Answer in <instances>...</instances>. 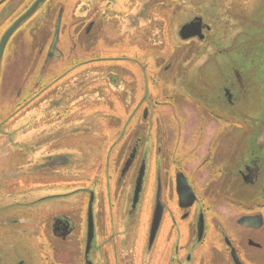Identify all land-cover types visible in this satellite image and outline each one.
<instances>
[{
    "label": "flooded vegetation",
    "instance_id": "1",
    "mask_svg": "<svg viewBox=\"0 0 264 264\" xmlns=\"http://www.w3.org/2000/svg\"><path fill=\"white\" fill-rule=\"evenodd\" d=\"M36 1L0 0V43ZM69 1L41 3L11 34L2 53L0 83L13 41L35 49L40 67L29 98L0 124V156L14 155L13 147L26 149L21 165L0 170V178L7 176L6 186H0V244L16 247L30 236L33 241L28 245L41 256L33 261L11 257L0 263H45L43 246L36 241L47 221L54 240L79 236V264H264V110L255 111L257 117L246 116L253 111L251 94L264 82L261 5L250 7L243 0H173V14L185 6L193 10L169 27L163 13L153 15L154 7L166 9L165 0H136L138 7L125 19L145 43L152 41L150 26L162 21L166 29L161 37L167 47L200 50V55L209 50L208 60L219 53L222 59L213 66L217 72L205 78L195 74L194 85L183 80L170 84L166 101L173 107L179 101L191 105L190 111L177 115V121L192 123L188 129L186 123L169 124L167 134L159 120L153 123L158 94L146 84L141 95H129L116 75L102 76L92 65L102 60L139 65L138 59L87 57L89 46L101 41L103 27L118 22L99 24L87 17L94 9L91 4L84 5V0L66 8ZM26 3L24 10L16 11ZM251 12L255 18L240 19ZM69 23L71 30H78L79 43L75 40L73 48L64 51L62 29ZM34 24L37 27L30 32ZM79 44L81 56L73 51ZM72 55L79 60L65 67L61 59ZM174 63L169 60L166 69ZM28 79L31 83L30 75ZM93 80L119 83L120 98L135 102L129 120L138 116L140 123L149 125L147 132L142 127L121 136L118 131L110 145L93 154L101 141L99 131L92 132L91 126L81 132L80 123H70L72 118L62 115L64 100L72 97L69 87L74 86V93L82 88L87 92ZM146 102L150 104L145 106ZM19 111H24L20 124L13 120ZM6 123L9 130L3 129ZM99 123L97 119L95 126ZM107 153L111 155L103 163Z\"/></svg>",
    "mask_w": 264,
    "mask_h": 264
},
{
    "label": "rangeland",
    "instance_id": "2",
    "mask_svg": "<svg viewBox=\"0 0 264 264\" xmlns=\"http://www.w3.org/2000/svg\"><path fill=\"white\" fill-rule=\"evenodd\" d=\"M82 1L84 0H71L68 4L66 3L67 5H64L66 6V8H68V6L78 5ZM122 1L123 3L121 4V6L119 5V0H99L95 2H92V0H85V3H83L84 5L91 4L92 7H94L93 10L88 12L87 17H89V19H96L99 24L101 21L105 20L118 22L116 24L103 27L104 34L101 38V41L98 44L91 45V47L89 46L87 57H90L91 55H93L92 57H95L96 55H98L101 57L104 56L113 59L115 56H118L119 58L123 59L124 55L127 56L128 60H130L131 58L138 59V61L140 62L139 65H136L137 62H130L126 60H102V62L92 63V65L97 66L96 71L102 74V76L103 72H112L113 75H116V79H119V81L123 83L124 87L126 86V91L129 95H141V93L143 92V86H146V84L151 88L152 94H154L155 96L158 94V96L156 97V101H159V104L155 107L157 119L154 118L153 123L158 124L157 120H159V125L161 124L160 126L165 128V130H163L165 131V133L169 134L168 132H166L169 130V124L177 126V124L186 123V129H188L192 121H177V115L182 113V111L184 112V110H186L187 112L190 111L191 105H185L181 103V101H179L177 102L175 107H173L170 102L166 101L168 93H170L171 91L170 84L172 82H177V84L179 85L183 80L185 83H187L188 85L190 84L191 86L192 83L194 85V81L196 79L194 77L195 74L201 75L203 78H205L207 74L217 72L218 70L216 71V68L213 66L216 61L219 64L221 63L222 59H219L220 53L217 54L216 57L213 56L208 60V54L210 53L209 50L207 54L204 53L203 55H200V50L192 51L188 48H179L178 50H174L171 47H167L166 41H164V38L161 37L164 36L162 34V31L166 29V26H163L162 21L156 22L155 25L150 26L149 34L152 37V41H147V43H145L143 39L141 40L142 36L140 35V33H138L137 29L132 31L131 28H129L130 26L126 23L125 19V16L129 11H131L132 9L135 10L138 7L136 4V0ZM171 1L173 0H165L168 6H166V9L164 11L159 9V7H154L155 11L153 15L163 13V15L168 18V26L172 23L171 26L174 27L175 23L185 20L188 14L191 13L189 11L193 9H189L185 6L184 9L177 10L173 14L174 9H172V6L170 5ZM243 1L244 5L250 4V7L261 5L259 8L258 16L260 15L264 20V0ZM27 4L28 3H26L24 8H18L16 11L24 10ZM109 4H111V6H109ZM251 16L255 18L254 13L251 12L250 16H244L240 19L247 20L245 18H250ZM86 20L87 19H85V21ZM238 21L236 20L234 23L237 25ZM252 21H255V19H252ZM39 24H41L40 20H38V25ZM70 24L71 23L66 26L64 24V27L62 29L63 34L61 44H64V51L67 49V46L70 45L71 47L69 50H71L73 48L72 45L75 40L76 44L79 43L77 37L78 30H71ZM35 27H37V24L29 27L30 32L33 31ZM236 28L239 27L236 26ZM45 31L49 33L48 28H45ZM47 33H45V35H47ZM25 35L28 36L29 32L27 31ZM130 39L132 41H130ZM18 43L19 42L17 41H13L12 44L14 45L11 49H8V52L6 53L7 66L5 65V67L3 68V79L0 83V124L3 121L7 120V117H9L10 114L18 110L19 107L17 106L19 105V103L25 102L29 98V94L31 93V91L36 88L34 85V79L40 67V65L36 64V62L38 61L35 60L36 56L38 57V53L35 49L31 48V46H28L26 48L22 47ZM82 49L83 48L79 44L77 50L74 48L73 51L80 55L83 52ZM234 54L236 53L234 52ZM75 60L78 61L79 57L76 58L72 55L67 59H61V63H64L65 67H70L71 64L73 65ZM169 60L175 61L173 67L170 70L166 69L167 62ZM145 65H147V68L144 70ZM196 65L198 67H196ZM196 70L199 71L196 72ZM81 72V74L83 75L86 73L82 70ZM29 75L31 76V83H27V80L29 81ZM26 76L28 77L26 78ZM65 84L69 85L70 82H66ZM62 88H64V86ZM89 88L92 89L89 90ZM69 89L72 90V97L70 101L64 100L63 105H65V107L63 109L62 115L64 117H67V115H69L72 118L70 123H80L81 132H83L84 129L93 127L92 132H95L94 129H96L97 131H99L98 133L101 136L100 138H98V140L101 141L98 143V147L96 148V150L89 149L90 151H85V154L88 151L92 152L93 150V154H96L97 149L103 150L104 148H106L116 138V134L118 133V131L121 132V136H126L129 130H137L142 127L144 128L143 130H146L145 132H147L149 125L145 124L144 126L143 123H140V119L138 118V116L133 117L129 120V114L132 113V110L135 107V102L133 104L129 102L128 99L122 100V98H120L117 92H119L121 95L123 94L122 92H120L121 85H119V83L109 85L106 84L104 80H93L92 85H87V92L82 88V90L74 93V86L69 87ZM262 89L263 91H261ZM21 90L22 93L18 96ZM258 90L260 91L251 94V105L253 106V111L252 113L251 110L248 111L246 115L248 117H257L258 115L255 114V111L264 110V82L261 83ZM96 93H98L99 95L96 96ZM54 94L57 95L56 92L53 93V95ZM80 96H84L83 100L77 101V99H80ZM107 100L108 102H106ZM72 102H75L73 104L74 106L70 104ZM106 103L107 105H105ZM149 104V102H146L145 106ZM238 108H240V106H238ZM173 109L179 110L177 112L173 111ZM186 111L184 113H186ZM94 112L96 114H94ZM23 113L24 111H19L18 115H16L13 120H16V123L19 124L24 122V119H22L21 117ZM132 115L133 113L130 116ZM97 119L100 123L98 126H95V122L97 121ZM9 123L11 122L9 121ZM9 123L3 125V129L9 130ZM176 129L177 127H175V130ZM105 131H111L112 134L108 136L104 135ZM175 140L176 139L173 138L172 141ZM83 145L84 143L80 144L79 146L83 149ZM12 149L15 150L14 155L11 154V156H0V170L6 171L16 165H21L24 162L22 158L26 156L25 146L16 149L13 147ZM110 155L111 154L107 153L106 156H102L104 157L102 162L105 163ZM114 160H116L115 157L112 161ZM6 180L7 176L5 174L1 176L0 186L2 188L6 186ZM55 183L56 182L52 181V185H54ZM53 187H56V184ZM44 193L46 192L44 191ZM51 204L52 203H49V205ZM75 216L76 215H74V217ZM43 222V220L40 221L41 224ZM41 226L42 230L38 233L39 238L36 243H40V245L43 246L42 255H44L43 257L45 259V263L43 264H79L81 255L78 252L79 247H81L79 236L77 238H69L65 242L59 240L57 241L54 240L50 234L49 222L46 221ZM32 241L33 239H31L30 236H25L24 239H21V241L16 245V247L11 246L6 248L5 246H2L0 244V260L4 261L6 260V258L10 260L11 257L13 258V260L18 258H24L32 261L35 260V258H38V256L40 257L41 255L35 253V250L28 245ZM34 263L36 264V262ZM0 264L5 263L2 262Z\"/></svg>",
    "mask_w": 264,
    "mask_h": 264
},
{
    "label": "water",
    "instance_id": "3",
    "mask_svg": "<svg viewBox=\"0 0 264 264\" xmlns=\"http://www.w3.org/2000/svg\"><path fill=\"white\" fill-rule=\"evenodd\" d=\"M44 1H46V0H37L36 1V3L33 5V7L29 10V12L28 13H26V15H24L23 17H21L18 21H16V24L9 30V31H7L6 32V35H5V37L3 38V40L1 41V45H0V63H1V59H2V53H3V51H4V48H5V46H6V42H7V40H8V38L11 36V34H13V32L16 30V28L21 24V23H23V21H25L26 20V18H28L29 16H31L33 13H35L36 12V9L39 7V5L41 4V3H43ZM59 29H57V34H56V36H55V41L58 39V35H59V31H58ZM54 41V42H55ZM56 43V42H55ZM54 43V44H55ZM53 50V47H52V49H51V51ZM0 69H1V65H0Z\"/></svg>",
    "mask_w": 264,
    "mask_h": 264
}]
</instances>
